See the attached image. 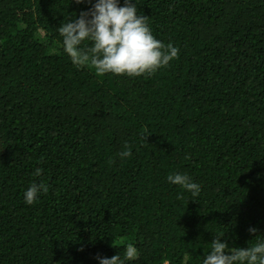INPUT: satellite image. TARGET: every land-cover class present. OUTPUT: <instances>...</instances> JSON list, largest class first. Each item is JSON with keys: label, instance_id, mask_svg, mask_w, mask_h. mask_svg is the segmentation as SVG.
Segmentation results:
<instances>
[{"label": "trees", "instance_id": "trees-1", "mask_svg": "<svg viewBox=\"0 0 264 264\" xmlns=\"http://www.w3.org/2000/svg\"><path fill=\"white\" fill-rule=\"evenodd\" d=\"M94 3L0 0V264H98L129 243L132 264H202L216 237L253 245L264 0H136L153 35L179 48L149 77L72 65L56 29ZM177 171L201 185L197 201L169 185ZM33 182L49 191L29 206Z\"/></svg>", "mask_w": 264, "mask_h": 264}, {"label": "clouds", "instance_id": "clouds-1", "mask_svg": "<svg viewBox=\"0 0 264 264\" xmlns=\"http://www.w3.org/2000/svg\"><path fill=\"white\" fill-rule=\"evenodd\" d=\"M75 3L83 4L85 0H75ZM148 21L149 18L139 14L136 0H124L123 6L120 0H95L89 11L70 17L56 31L61 37L63 52L77 69L90 66L97 76L149 77L177 59L179 48L157 39ZM118 156L125 159L130 152L124 150ZM41 172L38 168L34 175L39 176ZM166 180L190 194L192 201L201 195V185L186 173L171 172ZM48 191L47 184L33 182L23 192L24 203L31 206ZM257 231L249 228L255 243L247 248H230L222 242V237H216L202 264H264V235L257 236ZM138 257V248L129 243L122 255L98 256L97 260L98 264H132Z\"/></svg>", "mask_w": 264, "mask_h": 264}, {"label": "rangeland", "instance_id": "rangeland-1", "mask_svg": "<svg viewBox=\"0 0 264 264\" xmlns=\"http://www.w3.org/2000/svg\"><path fill=\"white\" fill-rule=\"evenodd\" d=\"M38 38H39V40L42 41L43 43H47V44H49V41H48V39L45 37V34H44L43 32L39 33ZM50 53H51V54H56V53H58V49H57V47H56V46L52 47V48L50 49Z\"/></svg>", "mask_w": 264, "mask_h": 264}]
</instances>
